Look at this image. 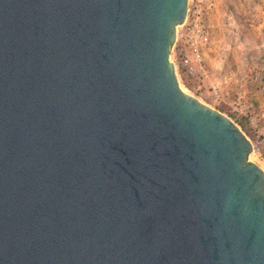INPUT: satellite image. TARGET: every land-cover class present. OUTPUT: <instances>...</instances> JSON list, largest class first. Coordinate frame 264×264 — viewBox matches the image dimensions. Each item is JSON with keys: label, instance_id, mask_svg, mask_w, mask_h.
I'll list each match as a JSON object with an SVG mask.
<instances>
[{"label": "water", "instance_id": "95a60500", "mask_svg": "<svg viewBox=\"0 0 264 264\" xmlns=\"http://www.w3.org/2000/svg\"><path fill=\"white\" fill-rule=\"evenodd\" d=\"M189 0H0V264H264V170L169 55Z\"/></svg>", "mask_w": 264, "mask_h": 264}, {"label": "rangeland", "instance_id": "374dc122", "mask_svg": "<svg viewBox=\"0 0 264 264\" xmlns=\"http://www.w3.org/2000/svg\"><path fill=\"white\" fill-rule=\"evenodd\" d=\"M204 21L209 33L207 65L230 77L229 98L235 99L238 93L244 95L255 110L260 132L254 131L232 105L210 106L227 115L254 141L264 134V0H218L207 11ZM250 160L264 170V151L254 149Z\"/></svg>", "mask_w": 264, "mask_h": 264}, {"label": "built area", "instance_id": "2783aa9c", "mask_svg": "<svg viewBox=\"0 0 264 264\" xmlns=\"http://www.w3.org/2000/svg\"><path fill=\"white\" fill-rule=\"evenodd\" d=\"M218 0H191L188 3L187 15L182 25L177 27L176 38L169 55L174 65L179 84L191 95L208 105L227 103L233 110L244 116V120L257 132L260 125L252 110L238 93L235 99L229 98L228 85L230 77L216 73L205 60L206 47L209 44V33L204 21L207 11L212 9ZM189 80V83L186 82ZM262 135V134H261ZM252 149L264 151V134L250 141Z\"/></svg>", "mask_w": 264, "mask_h": 264}, {"label": "bare ground", "instance_id": "6f19581e", "mask_svg": "<svg viewBox=\"0 0 264 264\" xmlns=\"http://www.w3.org/2000/svg\"><path fill=\"white\" fill-rule=\"evenodd\" d=\"M180 88L183 90V91H185V89H183L181 86H180ZM186 92V91H185Z\"/></svg>", "mask_w": 264, "mask_h": 264}]
</instances>
